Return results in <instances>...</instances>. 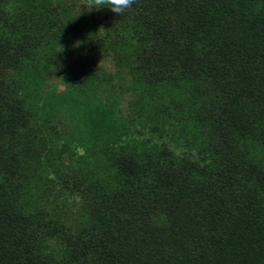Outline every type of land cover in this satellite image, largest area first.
<instances>
[{
    "label": "trees",
    "instance_id": "16d2710c",
    "mask_svg": "<svg viewBox=\"0 0 264 264\" xmlns=\"http://www.w3.org/2000/svg\"><path fill=\"white\" fill-rule=\"evenodd\" d=\"M52 8L0 0V264H264V178L244 144L264 137V0H136L73 26L103 38L136 83L175 96L199 84L191 109L215 158L207 170L202 151L132 143L93 121L83 139L111 142L99 156L109 177L84 172L55 201L36 191L47 147L19 77L49 44ZM71 188L77 210L56 201Z\"/></svg>",
    "mask_w": 264,
    "mask_h": 264
},
{
    "label": "rangeland",
    "instance_id": "374dc122",
    "mask_svg": "<svg viewBox=\"0 0 264 264\" xmlns=\"http://www.w3.org/2000/svg\"><path fill=\"white\" fill-rule=\"evenodd\" d=\"M36 1L47 3L57 11L52 19L46 17L40 22L47 29L44 40L49 44L38 48L39 55L19 73L23 87L31 95L30 103L38 114L47 147H43L41 170L35 184L36 191L41 193L39 198L46 192L55 201L52 192L57 195L58 190L72 187L76 181H71L72 178L84 172L94 179H108L106 162L102 157L104 161H100L99 156L108 155L111 142L101 139L104 142L100 143L98 138L102 137L97 133L93 135L99 141L95 145L83 139L93 121L103 132H113L132 143L149 140L167 143L178 153L200 154L202 151L205 159L211 155V159L206 160L207 170L213 167L214 152L202 148L203 129L194 121L191 109L193 99L202 90L199 84H184L187 90L175 96L143 82L136 83L119 55L110 51L103 38L87 35V42L78 38L73 26L82 27L87 22L88 12L99 11L86 7L87 0ZM64 8L76 23L62 15ZM179 102L184 105L178 106ZM261 130L264 131V126ZM51 136L58 140L59 149L49 146ZM262 139H250L244 144L264 178L263 136ZM214 146L216 150L217 145ZM66 179L72 184L65 182ZM72 190L56 198L66 210L70 207L77 210Z\"/></svg>",
    "mask_w": 264,
    "mask_h": 264
},
{
    "label": "clouds",
    "instance_id": "9594fccd",
    "mask_svg": "<svg viewBox=\"0 0 264 264\" xmlns=\"http://www.w3.org/2000/svg\"><path fill=\"white\" fill-rule=\"evenodd\" d=\"M134 3H136V0H87L86 7L96 10L108 8L121 16L130 9Z\"/></svg>",
    "mask_w": 264,
    "mask_h": 264
}]
</instances>
